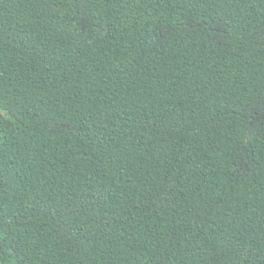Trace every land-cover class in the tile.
<instances>
[{
    "label": "trees",
    "instance_id": "trees-1",
    "mask_svg": "<svg viewBox=\"0 0 264 264\" xmlns=\"http://www.w3.org/2000/svg\"><path fill=\"white\" fill-rule=\"evenodd\" d=\"M0 264H264V0H0Z\"/></svg>",
    "mask_w": 264,
    "mask_h": 264
}]
</instances>
